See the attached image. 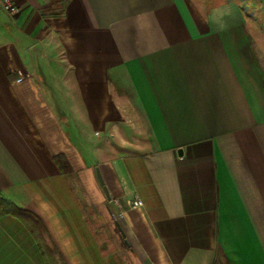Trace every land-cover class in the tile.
I'll list each match as a JSON object with an SVG mask.
<instances>
[{
	"label": "crops",
	"instance_id": "1",
	"mask_svg": "<svg viewBox=\"0 0 264 264\" xmlns=\"http://www.w3.org/2000/svg\"><path fill=\"white\" fill-rule=\"evenodd\" d=\"M13 2L0 199L42 225L1 213L0 264H264V0Z\"/></svg>",
	"mask_w": 264,
	"mask_h": 264
},
{
	"label": "rangeland",
	"instance_id": "2",
	"mask_svg": "<svg viewBox=\"0 0 264 264\" xmlns=\"http://www.w3.org/2000/svg\"><path fill=\"white\" fill-rule=\"evenodd\" d=\"M71 182L74 185V187L76 188L79 197L82 198V200L84 201L85 207L88 209V214L90 215V217L94 218L95 220H100V223L103 225L101 227L102 232L104 230L105 234H109L108 224H106L108 221V218H107V215L104 214V211L102 210V206L104 207V205H103V202L101 201L100 197L98 196V194L93 190H90V191L86 190L83 187V185L80 183V180H78V179H75L72 177ZM94 205H97L98 209L96 207H94ZM11 208H12L11 205L5 203L4 201H2L0 199V214L5 213V211H7ZM96 209H97V211H96ZM100 212H102V213H100ZM16 214H18V213L16 212ZM37 228L39 229V227H37ZM42 249H44V251L46 252L45 253L46 260L49 264H62L61 260L58 258L57 253L55 252L53 247H51V245H48L47 241L46 242L44 241V243L42 242Z\"/></svg>",
	"mask_w": 264,
	"mask_h": 264
},
{
	"label": "trees",
	"instance_id": "3",
	"mask_svg": "<svg viewBox=\"0 0 264 264\" xmlns=\"http://www.w3.org/2000/svg\"><path fill=\"white\" fill-rule=\"evenodd\" d=\"M54 161H55L56 165L59 167V169L62 171L63 174L68 175V174L72 173V168H71L69 162L67 161V159L64 155H62V154L56 155L54 157ZM16 212L18 214H16ZM5 213H14L15 215H17L19 217L35 219L37 221V224H39L37 227H40V225H42V222L40 221V218L38 216L31 214V213L28 214V213L24 212V210L17 208V207H14V206L11 209L5 211ZM47 234H48V232H47ZM40 245L42 246V242H40ZM53 249L57 253L58 258L61 260V263L66 264L64 261V258L59 253V250L55 246L54 243H53ZM42 250L44 251V249H42ZM44 253H46V252L44 251Z\"/></svg>",
	"mask_w": 264,
	"mask_h": 264
},
{
	"label": "built area",
	"instance_id": "4",
	"mask_svg": "<svg viewBox=\"0 0 264 264\" xmlns=\"http://www.w3.org/2000/svg\"><path fill=\"white\" fill-rule=\"evenodd\" d=\"M0 7L10 16H15L20 12V8L13 2V0H0ZM143 206L144 202L139 198H136L132 202L133 208H142Z\"/></svg>",
	"mask_w": 264,
	"mask_h": 264
},
{
	"label": "water",
	"instance_id": "5",
	"mask_svg": "<svg viewBox=\"0 0 264 264\" xmlns=\"http://www.w3.org/2000/svg\"><path fill=\"white\" fill-rule=\"evenodd\" d=\"M97 175H98L99 182H100L102 185H104V181H103V179H102V177H101L99 171L97 172Z\"/></svg>",
	"mask_w": 264,
	"mask_h": 264
}]
</instances>
